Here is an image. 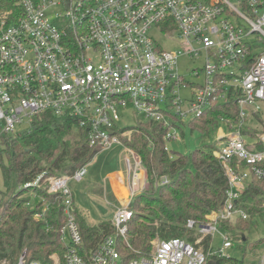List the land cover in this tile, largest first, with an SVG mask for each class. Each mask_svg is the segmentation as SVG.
Returning a JSON list of instances; mask_svg holds the SVG:
<instances>
[{"label": "built area", "instance_id": "built-area-1", "mask_svg": "<svg viewBox=\"0 0 264 264\" xmlns=\"http://www.w3.org/2000/svg\"><path fill=\"white\" fill-rule=\"evenodd\" d=\"M152 29L178 40L179 48L161 49ZM183 57L202 64L188 72L189 81L179 68ZM227 104L237 107V118L221 120L227 131L218 125L214 150L228 179L226 199L206 223L188 220L186 228L201 235L194 243L156 238L147 255L125 258L120 245L130 248L133 211L120 207L110 220L112 233L85 248L69 187L85 177L84 166L71 175L41 173L18 187L33 200L35 189L57 195L65 223L62 254L39 261L24 251L16 264H205L208 256L228 257L234 241L219 222L250 218L236 203L252 180L264 191V0H0V153L4 136L44 113L76 119L90 147H124L121 139L132 130L119 124L129 110L161 125L170 151L167 143L181 141L186 120ZM165 183L163 177L157 185ZM41 201L37 221L50 209ZM249 264H264V254Z\"/></svg>", "mask_w": 264, "mask_h": 264}, {"label": "trees", "instance_id": "trees-1", "mask_svg": "<svg viewBox=\"0 0 264 264\" xmlns=\"http://www.w3.org/2000/svg\"><path fill=\"white\" fill-rule=\"evenodd\" d=\"M237 113L238 109L233 104L212 107L190 121L188 126L210 137L216 133L221 120L234 123ZM135 128L140 130L141 136L134 135L130 141L122 138V145L139 157L150 191L132 199L130 248L124 242L120 245V250L128 259L135 255H147L151 250V241L156 238H180L194 243L196 230L186 228L188 220L198 225L206 223L207 216L223 208L228 189L225 171L214 156L215 146L197 149L189 154L170 152L165 149V131L161 125L138 121ZM73 135L76 137L74 142L67 139ZM142 136L148 139V143ZM149 144L152 146L148 147ZM2 147L0 167L6 194L0 203V262L6 260L16 264L24 251L29 259L48 261L52 253L62 254L63 251L59 240L60 229L65 223L61 200L57 195L35 189L50 204L44 219L37 221L34 214L41 211V204L38 203L35 210H30L26 200L19 196L22 192L15 193L16 188L31 182L41 173L46 176L71 175L87 166L101 149L89 146L87 135L79 128L76 119L56 117L50 113L35 117L28 128L13 136H4ZM6 161L7 165L4 164ZM163 177L167 178V183L157 185ZM236 204L251 218L246 220L247 223L237 221L239 228H235V231H249L248 222L256 215L264 224L261 182L252 180ZM76 220L85 248L92 247L113 231L110 222L88 226L78 212ZM219 228L229 231V222L220 221ZM211 241L208 237L202 242L205 251H208ZM205 264L243 262L229 257L208 256Z\"/></svg>", "mask_w": 264, "mask_h": 264}, {"label": "rangeland", "instance_id": "rangeland-1", "mask_svg": "<svg viewBox=\"0 0 264 264\" xmlns=\"http://www.w3.org/2000/svg\"><path fill=\"white\" fill-rule=\"evenodd\" d=\"M150 36L163 50L166 51L175 50L178 49L180 46L178 40L175 41L168 40L162 34H160L159 32L153 29L150 31ZM201 66L202 64L200 60H191L187 57H183L179 59V68L187 81L191 79V77L188 75V72L193 70L194 68L197 70H201ZM138 121H142L144 123L148 122L142 116L129 110L125 113L124 119L119 124V126L121 128L132 129L137 126ZM187 121L189 120H186L185 122L186 126L181 127V130L183 132L181 136V141L177 143L175 142L167 143V147L170 150V152L189 154L197 149H201L207 146L211 148L217 144L215 139L216 133H212L210 137H208L207 135L202 134L197 129L192 130L188 126L189 122L187 123ZM219 126L221 129H223V131L225 132L227 131L226 126L221 124H219ZM134 135L141 136L140 130L138 128L133 129L129 133V135H127L123 139L126 141H130ZM67 139L74 142L76 140V137L73 135ZM143 139L148 143V139L144 137ZM117 146L118 145H114L110 149L102 150L100 153H98L93 158V160L86 166L85 177L79 182L70 181L69 183V187L74 194L76 211L78 212L79 216L84 219V221L88 226H95L100 223L107 222L108 220L110 221L112 219L113 211L115 209L114 206L116 205V203L115 201H113L111 197V192L108 189L107 192L104 190L105 184L102 180V176L105 172L114 169V167L117 166L119 168L121 167L120 166L121 159L119 156L120 150L119 147ZM149 146L150 144L148 145V147ZM4 164L7 165V161ZM119 184L121 185L120 182ZM18 187L16 188L15 191L16 194L20 193ZM117 188H119L118 185ZM117 191L120 193L119 195L121 196L125 195L124 191L122 192V194L121 191H119V189ZM149 191H150V187L148 184L146 192ZM45 192L47 193V191ZM5 194H6V188L4 184L3 173L0 167V203ZM30 194L31 191L22 192L21 194H19V196L22 197V199L26 200V202H29L33 207L38 205L39 202L41 203L42 202L41 200L45 201L42 195L38 194L37 192H35V194H37L36 200H33L29 196ZM31 206H29L28 208L30 209ZM42 209H43V204L41 203L40 210L42 211ZM30 210L33 211V209ZM237 221L239 220H236L234 222H229L230 230L228 229L229 231H227V233L229 236L233 238L234 244H233V248L225 251L226 255L229 258L242 261L243 264L258 262V260L264 254V224L260 220L259 216L256 215L253 218V220L248 222L249 231L245 233L239 229L238 230L236 229L237 231H235V228L238 227ZM245 223H247V221H245ZM232 229H234L235 232L231 231ZM194 235L196 237L201 236L197 233V231ZM242 235L244 236V238L246 237L244 241L242 240L243 237ZM237 240H241L242 244L238 243ZM221 246H222L221 238L219 234H216L213 240L212 248L214 251H218L221 248Z\"/></svg>", "mask_w": 264, "mask_h": 264}, {"label": "crops", "instance_id": "crops-1", "mask_svg": "<svg viewBox=\"0 0 264 264\" xmlns=\"http://www.w3.org/2000/svg\"><path fill=\"white\" fill-rule=\"evenodd\" d=\"M117 147L120 150L121 167H114V169L105 172L102 176L105 184L104 190L107 192L108 189L111 192V197L116 203L114 211L120 207H130L132 205V199L135 196L145 193L148 186L147 176L139 158L126 148L121 146ZM116 184H118L119 188H116ZM118 189L119 191L123 189L126 192V196L122 197L119 195ZM107 222L110 221L108 220Z\"/></svg>", "mask_w": 264, "mask_h": 264}, {"label": "bare ground", "instance_id": "bare-ground-1", "mask_svg": "<svg viewBox=\"0 0 264 264\" xmlns=\"http://www.w3.org/2000/svg\"><path fill=\"white\" fill-rule=\"evenodd\" d=\"M115 178V177H114ZM116 185H118V184H116ZM117 188V187H116ZM124 190L123 189H121V192H123ZM125 192V191H124ZM124 196H126V192H125V195ZM124 196H122V197H124Z\"/></svg>", "mask_w": 264, "mask_h": 264}, {"label": "water", "instance_id": "water-1", "mask_svg": "<svg viewBox=\"0 0 264 264\" xmlns=\"http://www.w3.org/2000/svg\"><path fill=\"white\" fill-rule=\"evenodd\" d=\"M132 207V205L130 206V208ZM243 240H245V238L243 237Z\"/></svg>", "mask_w": 264, "mask_h": 264}]
</instances>
